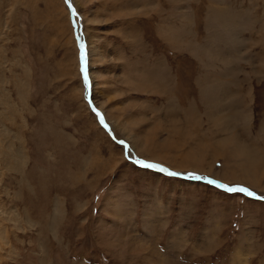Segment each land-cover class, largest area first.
<instances>
[{"label": "rangeland", "instance_id": "obj_1", "mask_svg": "<svg viewBox=\"0 0 264 264\" xmlns=\"http://www.w3.org/2000/svg\"><path fill=\"white\" fill-rule=\"evenodd\" d=\"M71 1L0 0V264H264V0Z\"/></svg>", "mask_w": 264, "mask_h": 264}, {"label": "bare ground", "instance_id": "obj_2", "mask_svg": "<svg viewBox=\"0 0 264 264\" xmlns=\"http://www.w3.org/2000/svg\"><path fill=\"white\" fill-rule=\"evenodd\" d=\"M69 2H70V4H71V7H72V9H73V5H72V1L71 0H68ZM66 2H67V0H66ZM68 2V3H69ZM67 3V4H68ZM70 4H68V6H70ZM74 12V11H73ZM78 29V28H77ZM80 46L82 47V45H81V43H80ZM82 49H83V47H82ZM83 54H84V57H85V61H87V59H86V56H85V51H84V49H83ZM224 61V60H223ZM88 62V61H87ZM251 63V62H250ZM231 70V69H230ZM230 74V73H229ZM88 76H89V73H88ZM90 80V79H89ZM216 81V85H213V86H211L210 87V91H209V94L211 95V97L210 98H213V99H215V103H217V106L219 107V110H221L223 113L224 112H231V113H227L228 115H229V117H231V114L233 113V114H235L236 116H241V119H242V122L245 120V119H247V115L245 114V113H242L241 111H240V113H239V115H238V111H234V110H231L230 108V105H229V103L227 102H225V101H229L228 99V97H229V92H228V86L229 85H226V84H223V81L222 80H217V79H215ZM90 88H91V83H90ZM242 97V96H241ZM232 98V97H231ZM243 98V97H242ZM238 99H240V98H238ZM235 103V102H234ZM233 103V104H234ZM93 105V108H97L98 110V113L100 114V113H102L101 112V110H100V108H98V107H96L95 106V104L94 103H92ZM233 106H236V105H233ZM232 106V107H233ZM230 107V108H229ZM235 108V107H234ZM101 115V114H100ZM206 117L209 119V120H212V123H213V125L214 126H216L218 129H217V131L218 132H227V134L229 135L228 137H223V139H229L232 143H234L235 145L236 144H240V146L239 147H237L239 150L240 149H243L242 150V152L240 151V155H246V156H248V158H250L251 156L253 157V154H255L257 151H253V150H251L249 147H248V144H247V142L246 141H244L240 136H239V134L237 133V131H235L236 129H235V126H232V125H230L233 121H230V124H228L227 123V118L226 117H221V118H215V116H212V115H209V114H207L206 115ZM232 118V117H231ZM232 119H234V118H232ZM103 120V119H102ZM234 121H235V119H234ZM247 121V120H246ZM103 122H104V120H103ZM197 124H198V122H197ZM104 126H106V125H104ZM200 126H201V123H200ZM231 127V128H230ZM235 129V130H234ZM236 146H238V145H236ZM241 146H243V147H241ZM236 149V148H235ZM242 153H244V154H242ZM260 153V152H259ZM259 153H256V155H258ZM254 158V157H253ZM145 164H149V163H145ZM157 165V164H156ZM157 168H159V166L157 167ZM161 168V167H160ZM159 168V169H160ZM162 169V168H161ZM160 169V170H161ZM170 174V173H169ZM177 174H180V173H177ZM186 175V174H185ZM240 187V186H239ZM238 186H237V188H239ZM254 196H258V195H256V194H253ZM120 209V208H119ZM108 210V209H107ZM113 210V209H112ZM109 211V210H108ZM111 211V210H110ZM114 215V214H113ZM119 219H120V216H119ZM120 221H121V219H120ZM119 222V221H118ZM104 224V223H103ZM126 226V225H125ZM145 227V226H144ZM120 230V229H119ZM120 232H121V230H120ZM135 232V231H134ZM127 235V234H126ZM128 236V235H127ZM139 237V236H138ZM139 239V238H138ZM139 241L140 242H142L143 240H140L139 239ZM117 242H118V240H117ZM119 242H121L120 240H119ZM143 244V243H142ZM131 249V248H130ZM135 252V251H134ZM162 255V254H161ZM238 257H241V255H238Z\"/></svg>", "mask_w": 264, "mask_h": 264}, {"label": "crops", "instance_id": "obj_3", "mask_svg": "<svg viewBox=\"0 0 264 264\" xmlns=\"http://www.w3.org/2000/svg\"><path fill=\"white\" fill-rule=\"evenodd\" d=\"M197 51V50H196ZM202 51V50H201ZM202 53V52H201ZM201 53H199L198 52V57H200V58H202L201 57ZM201 60H203V58L201 59ZM208 61V60H207ZM208 65V67H209V69H210V72L214 69L215 70V72H219L223 67H224V64L221 62L220 64L219 63H214L213 61H208L207 63L205 62L203 65L204 66H206V65ZM203 65H201V66H203ZM213 68V69H212ZM232 68L234 69L233 71L234 72H236V75H235V77L234 78H237V76H238V73H239V71H241V69H239V68H236V67H234V65H232ZM248 68V70H246V69H243V71H245V73H259L260 72V69H257L256 71L255 70H253V69H251L250 68V66H248L247 67ZM214 70L212 71V72H214ZM210 72L208 73L209 75H212V74H210ZM214 72V73H215ZM201 75H205V74H201ZM256 75V77L258 76V74H255ZM239 78L238 79H242V80H246V79H249V77H250V75L249 74H246V75H244V77H240V76H238ZM233 78V77H232ZM257 78H260V77H257ZM199 80H202V77H198V79H197V84H198V82H199ZM198 88H199V86H198ZM97 92H98V90H97ZM200 94V93H199ZM168 109H170V106L168 107ZM167 109V110H168ZM110 120V119H109ZM111 121V120H110ZM113 121V120H112ZM115 133H116V131H115ZM117 134V133H116ZM126 138V137H125ZM127 139H129V138H127ZM131 142H132V140H130ZM133 144V143H132ZM137 154H139V153H137ZM97 155H98V153H97ZM140 155V154H139ZM97 158H98V156H97ZM224 161V160H223ZM97 162H99V159L97 160ZM102 162V164L103 163H105V164H107V163H109L110 161L109 160H106V161H101ZM101 164V163H100ZM223 164H224V162H223ZM94 170H95V168H93ZM92 169V170H93ZM109 170V169H108ZM111 170V169H110ZM98 171H100V172H104L105 171V169L104 168H100V170H98ZM112 172V175L114 174L113 172L115 171L114 170V167L112 168V170H111ZM264 174V173H263ZM111 175V176H112ZM264 175H261L259 178H258V180H256V183L257 182H259L260 180H262V177H263ZM105 177V175H100V176H96L95 178H98V179H103ZM260 183V182H259Z\"/></svg>", "mask_w": 264, "mask_h": 264}, {"label": "water", "instance_id": "obj_4", "mask_svg": "<svg viewBox=\"0 0 264 264\" xmlns=\"http://www.w3.org/2000/svg\"><path fill=\"white\" fill-rule=\"evenodd\" d=\"M67 3H68V0H67ZM69 4V3H68ZM74 11V10H73ZM72 19H73V23H74V26H75V30H76V37H77V41H78V45H79V47H80V49H81V54L83 53V49H82V47L80 46V38L78 37V30H77V22H76V20H75V13L74 12H72ZM81 54H80V56H81ZM81 63H82V65H83V74L85 75V72H86V74H87V77H88V82H87V85H88V93H89V95L91 94V88H90V80H89V76H88V66H87V63H86V61H85V57H84V54H83V62H82V59H81ZM90 97V96H89ZM90 103L92 104V100H90ZM93 105V104H92ZM95 109V108H94ZM95 111H96V113H98V111H97V109H95ZM99 116V118H100V122L103 124V125H105L104 124V122H103V120H101V118H102V116L99 114L98 115ZM103 119V118H102ZM120 141H122V140H120ZM123 144L124 145H127L124 141H123ZM152 165H156V164H154V163H151ZM141 166H144L145 165V163H141L140 164ZM157 167H158V165H156ZM213 182H216V183H218L217 181H213ZM241 189H245L246 191H244L246 194H248L249 195V193H250V191L247 189V188H245V187H240ZM251 196H253L252 194H251Z\"/></svg>", "mask_w": 264, "mask_h": 264}, {"label": "snow or ice", "instance_id": "obj_5", "mask_svg": "<svg viewBox=\"0 0 264 264\" xmlns=\"http://www.w3.org/2000/svg\"><path fill=\"white\" fill-rule=\"evenodd\" d=\"M81 59H82V62H83V53L81 54ZM82 71H83V69H82ZM84 79H85V85L87 86L88 77H87L86 72H85V75H84ZM97 115H99V113H97ZM101 120H102V118H101ZM121 143H123V141H121ZM140 163H142V162H140ZM144 167H146V168H156L157 166L156 165H152V164H145ZM161 171H163V169H161ZM170 175H176V174L175 173H170ZM210 183H212V182H210ZM230 191H237V189H230ZM238 191L243 192V191H246V190L245 189H239ZM249 195H251V193H249Z\"/></svg>", "mask_w": 264, "mask_h": 264}]
</instances>
